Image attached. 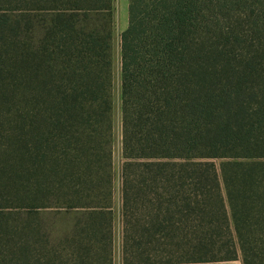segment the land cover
<instances>
[{"label":"trees","instance_id":"obj_1","mask_svg":"<svg viewBox=\"0 0 264 264\" xmlns=\"http://www.w3.org/2000/svg\"><path fill=\"white\" fill-rule=\"evenodd\" d=\"M113 6L0 0V264H113L116 107L121 264H264V0Z\"/></svg>","mask_w":264,"mask_h":264},{"label":"rangeland","instance_id":"obj_2","mask_svg":"<svg viewBox=\"0 0 264 264\" xmlns=\"http://www.w3.org/2000/svg\"><path fill=\"white\" fill-rule=\"evenodd\" d=\"M127 6L128 0H114V11H113V41H112V55L114 61V69L116 75V84L118 82L119 75V40L120 34L127 26ZM118 86V85H117ZM117 97V91H116ZM118 98V97H117ZM120 121L118 107L115 111V143H114V157H113V169L115 173V222H114V244H113V264H121L120 256V221L118 216L119 208V167H120ZM192 255H186L184 252L174 254V260H183L191 258Z\"/></svg>","mask_w":264,"mask_h":264},{"label":"crops","instance_id":"obj_3","mask_svg":"<svg viewBox=\"0 0 264 264\" xmlns=\"http://www.w3.org/2000/svg\"><path fill=\"white\" fill-rule=\"evenodd\" d=\"M177 264H242V262H241L240 259H236V260H222V261H209V262H192V263H177Z\"/></svg>","mask_w":264,"mask_h":264}]
</instances>
